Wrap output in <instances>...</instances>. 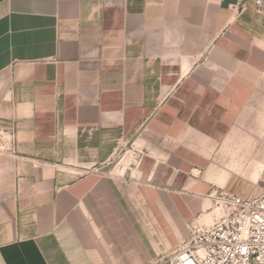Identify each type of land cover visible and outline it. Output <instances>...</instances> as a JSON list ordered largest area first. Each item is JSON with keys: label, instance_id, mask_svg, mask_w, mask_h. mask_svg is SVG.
<instances>
[{"label": "crops", "instance_id": "obj_1", "mask_svg": "<svg viewBox=\"0 0 264 264\" xmlns=\"http://www.w3.org/2000/svg\"><path fill=\"white\" fill-rule=\"evenodd\" d=\"M0 128L17 138L0 264H161L211 195L264 174V16L255 0H0Z\"/></svg>", "mask_w": 264, "mask_h": 264}, {"label": "built area", "instance_id": "obj_2", "mask_svg": "<svg viewBox=\"0 0 264 264\" xmlns=\"http://www.w3.org/2000/svg\"><path fill=\"white\" fill-rule=\"evenodd\" d=\"M255 4L264 16V0ZM0 156H17L13 129L0 128ZM209 198L210 220L190 222V238L164 256L161 264H264V192L244 199L222 191Z\"/></svg>", "mask_w": 264, "mask_h": 264}, {"label": "rangeland", "instance_id": "obj_3", "mask_svg": "<svg viewBox=\"0 0 264 264\" xmlns=\"http://www.w3.org/2000/svg\"><path fill=\"white\" fill-rule=\"evenodd\" d=\"M260 175H261V172L259 173L257 178L249 179V180H254V182H256V180L260 178ZM263 191H264V184L261 182V180L259 181V183H253L251 181L249 182L236 181L233 185V190L230 193L244 197L245 194L252 195L253 193L257 196V194L259 195ZM208 218L210 220V217Z\"/></svg>", "mask_w": 264, "mask_h": 264}, {"label": "bare ground", "instance_id": "obj_4", "mask_svg": "<svg viewBox=\"0 0 264 264\" xmlns=\"http://www.w3.org/2000/svg\"><path fill=\"white\" fill-rule=\"evenodd\" d=\"M208 217H210V216H208Z\"/></svg>", "mask_w": 264, "mask_h": 264}]
</instances>
